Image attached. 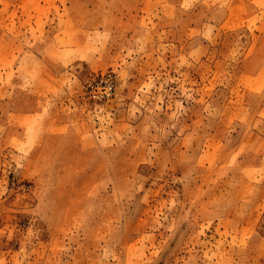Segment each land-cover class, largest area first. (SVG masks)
Wrapping results in <instances>:
<instances>
[{"label":"rangeland","instance_id":"obj_1","mask_svg":"<svg viewBox=\"0 0 264 264\" xmlns=\"http://www.w3.org/2000/svg\"><path fill=\"white\" fill-rule=\"evenodd\" d=\"M0 264H264V0H0Z\"/></svg>","mask_w":264,"mask_h":264},{"label":"built area","instance_id":"obj_2","mask_svg":"<svg viewBox=\"0 0 264 264\" xmlns=\"http://www.w3.org/2000/svg\"><path fill=\"white\" fill-rule=\"evenodd\" d=\"M91 86H92L91 84L88 85V87H91Z\"/></svg>","mask_w":264,"mask_h":264}]
</instances>
